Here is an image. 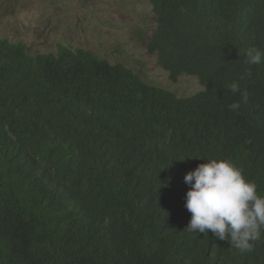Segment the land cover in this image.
<instances>
[{
  "label": "trees",
  "instance_id": "trees-1",
  "mask_svg": "<svg viewBox=\"0 0 264 264\" xmlns=\"http://www.w3.org/2000/svg\"><path fill=\"white\" fill-rule=\"evenodd\" d=\"M149 2L147 51L198 92L87 48L0 37V264H264V238L248 253L189 232L184 207L185 174L210 159L264 195V63L243 54L264 52V0Z\"/></svg>",
  "mask_w": 264,
  "mask_h": 264
},
{
  "label": "rangeland",
  "instance_id": "rangeland-1",
  "mask_svg": "<svg viewBox=\"0 0 264 264\" xmlns=\"http://www.w3.org/2000/svg\"><path fill=\"white\" fill-rule=\"evenodd\" d=\"M154 27L149 0H0V37L23 41L29 53L55 52L61 42L121 62L178 96L201 90L195 76L171 80L147 51Z\"/></svg>",
  "mask_w": 264,
  "mask_h": 264
},
{
  "label": "clouds",
  "instance_id": "clouds-1",
  "mask_svg": "<svg viewBox=\"0 0 264 264\" xmlns=\"http://www.w3.org/2000/svg\"><path fill=\"white\" fill-rule=\"evenodd\" d=\"M245 63H264V52L252 46L244 50ZM251 75V69L247 71ZM233 93L241 92L238 82L230 85ZM245 102L247 92H242ZM235 107V105H234ZM199 159V158H197ZM189 186L185 205L191 219L187 230L229 241L241 251L251 253L255 242L264 238V195L257 185L243 175L242 170L228 159H210L184 176Z\"/></svg>",
  "mask_w": 264,
  "mask_h": 264
}]
</instances>
